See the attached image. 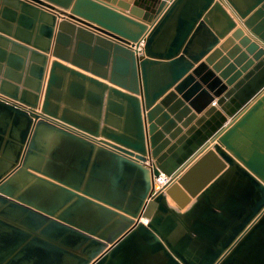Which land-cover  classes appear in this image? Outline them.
<instances>
[{
    "label": "water",
    "instance_id": "water-1",
    "mask_svg": "<svg viewBox=\"0 0 264 264\" xmlns=\"http://www.w3.org/2000/svg\"><path fill=\"white\" fill-rule=\"evenodd\" d=\"M0 264H264V0H0Z\"/></svg>",
    "mask_w": 264,
    "mask_h": 264
},
{
    "label": "crops",
    "instance_id": "crops-1",
    "mask_svg": "<svg viewBox=\"0 0 264 264\" xmlns=\"http://www.w3.org/2000/svg\"><path fill=\"white\" fill-rule=\"evenodd\" d=\"M172 203H173V205H174V202L173 201H171Z\"/></svg>",
    "mask_w": 264,
    "mask_h": 264
}]
</instances>
